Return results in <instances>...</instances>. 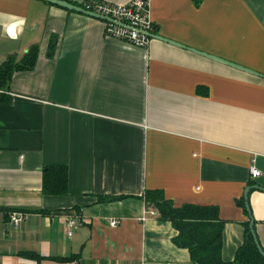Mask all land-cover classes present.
<instances>
[{
    "label": "crops",
    "instance_id": "1",
    "mask_svg": "<svg viewBox=\"0 0 264 264\" xmlns=\"http://www.w3.org/2000/svg\"><path fill=\"white\" fill-rule=\"evenodd\" d=\"M150 16L153 33L179 46L135 47L107 37L102 19L0 0V62L39 46L34 69L0 90V264H193L171 223L145 214L146 190L175 206H217L221 256L234 258L249 220L239 201L264 188V77L201 53L264 76V0H150ZM52 164L67 167L66 195L41 192ZM248 205L264 250V191L249 190ZM12 212L23 213L17 227ZM68 217L83 220L69 237Z\"/></svg>",
    "mask_w": 264,
    "mask_h": 264
},
{
    "label": "trees",
    "instance_id": "2",
    "mask_svg": "<svg viewBox=\"0 0 264 264\" xmlns=\"http://www.w3.org/2000/svg\"><path fill=\"white\" fill-rule=\"evenodd\" d=\"M80 4L79 6H81ZM155 30V29H154ZM56 38L48 44L46 55L52 57L55 52ZM39 46L31 44L23 55L18 58L8 54L0 62V90H8L12 75L19 71L33 70L37 61ZM203 91H205L203 93ZM198 93H206L205 88L197 87ZM5 98L0 95V101ZM68 172L65 165H46L42 171L41 192L43 195L62 196L67 194ZM122 197L99 196V202L114 201ZM146 208H153L159 221H169L177 234L172 242L179 248H186L193 264H264V258L259 253L249 230V220L243 222V243L236 249L231 261L223 260L222 233L224 221L219 216L215 205H196L191 203L175 206L166 198L161 190H146L144 193ZM240 204L244 205L243 199ZM7 209L0 207V211ZM29 212H36L32 210ZM43 212V211H39ZM17 256L41 261L46 257L33 251H19ZM59 262L69 261L70 257H52Z\"/></svg>",
    "mask_w": 264,
    "mask_h": 264
},
{
    "label": "built area",
    "instance_id": "3",
    "mask_svg": "<svg viewBox=\"0 0 264 264\" xmlns=\"http://www.w3.org/2000/svg\"><path fill=\"white\" fill-rule=\"evenodd\" d=\"M81 7L103 17L107 37L129 43L135 47L146 48L151 40L148 33L154 34V25L150 16V0H130L125 4L108 1L96 3L85 1ZM249 174L252 178H257L261 173L254 166H250ZM145 214L155 215L156 212L147 208ZM22 219L23 213L12 212L8 222L12 227H17ZM81 222L83 220L79 217L65 218L66 235L71 236L73 230L81 225ZM117 223L115 219L108 222L111 227L116 226Z\"/></svg>",
    "mask_w": 264,
    "mask_h": 264
},
{
    "label": "water",
    "instance_id": "4",
    "mask_svg": "<svg viewBox=\"0 0 264 264\" xmlns=\"http://www.w3.org/2000/svg\"><path fill=\"white\" fill-rule=\"evenodd\" d=\"M43 1H46V2H48V3H50V4H53V5H56V6H59V7H62V8L68 9V10H72V11H76V12H79V13H83V14L88 15V16H90V17H94V18H98V19H103V17H101L100 15H97V14H95V13H93V12H90V11L84 10L81 6L76 5V4H73V3H70L69 1H66V0H43ZM148 36H149L150 38H152V39H154V38H155V39H160V40L166 41V42H168V43H170V44L178 45V46H179L178 43H176V42H174V41H171V40H169V39H166V38H164V37H162V36H160V35H157V34L148 33ZM193 51H194V50H193ZM196 52H197V51H196ZM201 54H203V55H205V56H207V57H209V58H212V59H214V60H216V61H219V62H221V63L229 64V65H231V66H233V67H236V68L242 69V70H244V71H246V72H249V73H251V74H254V75H257V76H260V77H264L263 75H260V74L254 72V71H251V70L246 69V68H244V67H241V66H239V65H235V64H233V63H231V62H229V61H225V60H223V59H220V58H217V57H213V56H210V55H207V54H204V53H201ZM251 189L264 191V188H261V187H259V186H248V187L245 188L244 193H243L245 209H246L247 214H248V216H249V225H248V227H249V230H250V232H251V234H252L253 241H254V243H255V245H256V247H257L259 253H260L261 256L264 258V250L261 248V246L259 245V242H258V240H257L256 234H255V231H254V227H253L254 222H253V219H252V217H251L250 210H249V205H248V192H249V190H251Z\"/></svg>",
    "mask_w": 264,
    "mask_h": 264
}]
</instances>
